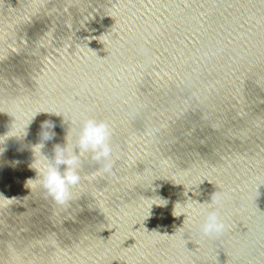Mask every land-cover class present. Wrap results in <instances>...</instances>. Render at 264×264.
Instances as JSON below:
<instances>
[{
    "label": "water",
    "instance_id": "water-1",
    "mask_svg": "<svg viewBox=\"0 0 264 264\" xmlns=\"http://www.w3.org/2000/svg\"><path fill=\"white\" fill-rule=\"evenodd\" d=\"M89 118L112 172L83 156L57 204L34 147ZM0 264H264V26L204 0H0Z\"/></svg>",
    "mask_w": 264,
    "mask_h": 264
},
{
    "label": "clouds",
    "instance_id": "clouds-1",
    "mask_svg": "<svg viewBox=\"0 0 264 264\" xmlns=\"http://www.w3.org/2000/svg\"><path fill=\"white\" fill-rule=\"evenodd\" d=\"M11 131L7 133V137H11ZM111 129L109 125L101 120L89 118L84 120L79 134L76 138V146L69 149L67 140L66 146L57 145L54 149V157L52 159L42 155L43 144L34 147L40 150V155L44 159L42 167L35 169L42 190L57 204H65L71 196V188L78 185L81 181L79 168L81 158L87 156L96 165L99 166L98 171L103 174H111L112 172V147H111ZM45 140L50 139V135H43ZM67 139V138H66ZM35 154V152H34ZM36 181V180H35ZM35 181L29 180L28 184ZM217 193L211 195V202L208 207L217 203ZM174 216H181L185 213H173ZM227 230V225L220 218L218 210L209 211L201 224V231L205 236L220 235Z\"/></svg>",
    "mask_w": 264,
    "mask_h": 264
}]
</instances>
